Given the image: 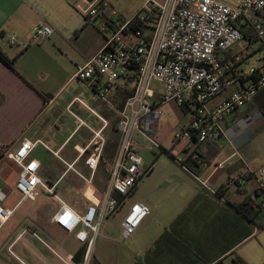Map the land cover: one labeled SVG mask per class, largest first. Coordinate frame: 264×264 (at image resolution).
Here are the masks:
<instances>
[{
  "label": "crops",
  "instance_id": "crops-1",
  "mask_svg": "<svg viewBox=\"0 0 264 264\" xmlns=\"http://www.w3.org/2000/svg\"><path fill=\"white\" fill-rule=\"evenodd\" d=\"M86 8L82 0H0V51L8 59L15 58L13 65L0 62V147L14 151L24 139L35 142L31 157L40 163L39 177L46 184L54 185L56 191L60 184L68 183L61 189L63 198H68V188L79 182L77 176L89 174L84 161L90 151L84 149L93 139V132L101 130V137L105 138L98 172L103 169L108 178L121 143L120 135L114 163L109 164L103 150L114 137L112 134L111 138L106 137L105 131L116 125L117 117L114 123V118H109L108 112L98 103L93 109L95 113L101 119V114L107 113L105 117L111 120L108 126L104 118L107 126L103 128V121L82 106L93 117L94 127L89 126L80 115L72 116L67 112L69 103L78 97L65 103L63 109L77 124L67 130L62 139L54 136L53 130L60 129L62 116V111L56 107L60 91L68 82L76 80L73 75L77 68L90 60L104 43L95 24L86 19ZM41 23L49 25L53 33L46 40L34 43L30 36ZM11 39L14 44L10 43ZM240 49H232L229 54L238 56L244 68L242 64L248 53ZM71 50L78 52L81 59L64 82L56 62ZM79 83L89 94L88 103H85L92 107L96 101L92 92ZM222 98H216L211 105ZM248 107L250 109L246 110ZM263 109L264 92H261L245 108L222 122L223 138L196 146L192 144L208 166L198 165L192 160V153L182 154V164L215 194L161 153L143 150L151 153L149 161L143 160L144 169L148 171L127 196L119 198L121 206L128 202L127 212L134 202L149 207L148 216L141 222H144L143 228L130 242L135 232L125 241L120 235L122 245L116 248L97 241L99 246L91 251L90 264H236L235 258L244 264H264V208L255 222L236 210V205L244 202L260 204V195L264 194V173L254 172L249 156L239 153L241 147L237 142L251 132L253 125L264 121L261 118ZM158 127L159 124L157 130ZM78 134L77 141L69 146ZM48 156L61 167L46 163ZM64 164L80 166L79 170L74 169L77 176L65 172ZM18 174L19 167L15 163L0 158V207L11 211L7 220L0 216V264H58L60 261L47 247L59 253L61 240L76 239L51 221L59 207L51 195L41 191L40 200L22 198L15 189ZM259 189L262 193H258ZM134 198L138 200L133 201ZM80 246L82 244L78 243L76 251ZM74 253L66 254L73 256Z\"/></svg>",
  "mask_w": 264,
  "mask_h": 264
},
{
  "label": "built area",
  "instance_id": "built-area-1",
  "mask_svg": "<svg viewBox=\"0 0 264 264\" xmlns=\"http://www.w3.org/2000/svg\"><path fill=\"white\" fill-rule=\"evenodd\" d=\"M82 1L87 6L86 19L95 24L104 43L90 60L77 68L73 78L85 84L95 100L115 111L116 129L121 135L117 159L101 201L98 205L88 204L83 212H78L55 194V186L42 181L40 163L31 157L35 142L24 139L14 151L0 147V158L19 167L15 189L22 198L35 200L41 191L51 195L59 204L51 221L86 246L80 263H75L72 255H62L47 247L63 264H90L102 220L120 208L119 198L127 196L148 171L144 169L141 152L163 151L156 128L163 115V105L173 103L189 117L188 126L173 135V142L187 139L196 146L223 138L222 122L250 104L259 92H264V63L256 74L257 68L246 70L236 66L241 60L238 56L225 57L226 52L243 42L242 24L253 29L258 44L264 48V0H145L142 10L131 17L122 16L103 0ZM52 33L49 25L41 23L30 40L40 43ZM10 43L14 44V39ZM117 92L131 93L120 108L116 107ZM220 96L223 98L211 105ZM76 103L101 119L79 98L67 106L70 115L75 116L71 108ZM101 120L105 128L107 123ZM93 133L84 151L93 147L86 165L94 171L104 139L101 130ZM54 155L58 157L57 153ZM191 158L202 167L208 166L197 152ZM176 162L215 194L183 166L182 160ZM263 173L261 170L260 174ZM260 196L264 208V194ZM149 212L146 204L134 202L123 220L121 240H127ZM10 215L11 211L0 207L3 220Z\"/></svg>",
  "mask_w": 264,
  "mask_h": 264
},
{
  "label": "rangeland",
  "instance_id": "rangeland-1",
  "mask_svg": "<svg viewBox=\"0 0 264 264\" xmlns=\"http://www.w3.org/2000/svg\"><path fill=\"white\" fill-rule=\"evenodd\" d=\"M107 2L113 9L118 11L122 16L124 17H131L136 15L142 10V6L145 2V0H103ZM259 44H253L251 47H248V45L245 42H241L239 45L234 46L233 50H237L242 48V51H246L248 53L247 60L244 61L242 64L244 69L249 70L250 68H259L264 63V51L258 49ZM241 50V49H240ZM250 56V57H249ZM79 53L74 52L71 50L69 53H67L65 56L62 57V59H59L56 63L57 66H59L61 69H57L54 65L55 69L60 74V78L62 81L69 75L70 71L72 69H75V65L79 64ZM81 63V62H80ZM66 82V80L64 81ZM63 82V83H64ZM87 89L83 87L78 80H75L73 82H68L64 88L60 91V98L59 101L56 103V107L60 108L62 111V116L59 119L60 120V129L59 130H53L54 136L56 138L62 139L66 134L67 130H70L71 127L77 124V121L73 119L70 115L64 111L65 103L69 102L72 98L78 97L84 102L88 103V97L89 94H87ZM261 93V92H259ZM104 108L105 112H111V109L109 107H105L104 105H100L99 107ZM72 112L76 114L78 117L84 119V121L87 122V124L91 127L93 126V117L88 115L87 111L78 103H76L72 108ZM250 107H248L246 110H249ZM161 111L163 113L162 117L159 120V127H158V133H157V139L162 145L163 151L157 150L155 151L156 154H162L163 156L167 157L168 159L175 162L178 166H180L176 161L183 160L182 154L184 152L188 153H194L196 152V147L192 145L187 139H181L179 142H173V135L176 132H180L183 126H187L189 122V117L187 114H184L179 107H177L173 103H168L162 106ZM60 115V114H59ZM89 118H86V117ZM103 119L105 118L106 121H108L109 125L111 124V120L109 121V118H114V123L116 122V119L114 116H110L108 119L105 117V115L101 114ZM262 120H264L263 116L261 115ZM83 121V122H84ZM260 121L253 125V129H251L250 133H246L244 136H242L237 142L238 145L241 147V152H239L242 156H249V162L252 169H254V172L257 175H263L260 174V171L263 170L264 167V121ZM85 123V122H84ZM112 127L110 126L106 131L105 135L106 137L111 138V134H114L112 132ZM85 130V129H84ZM116 138L120 137V134L115 133ZM94 136V135H92ZM79 137V134L73 139L71 146L73 143L77 141ZM92 138V137H91ZM71 139V138H70ZM69 139V140H70ZM105 139V138H104ZM107 139V138H106ZM93 148V147H92ZM89 149V151H93ZM102 154V153H101ZM141 155L143 157L144 162L150 160L151 153L142 151ZM99 160L97 167L93 171L90 167L86 165V160L84 161V166L88 170L87 173L88 176L83 175L82 179L81 177H78L74 173V169L79 170L80 166L75 167L74 164H64L62 167L64 168L65 172H71L70 174H75L79 180L73 188H68V198H63L61 195V189L63 186H67L68 183L60 184L57 188V193L62 199L68 203L71 207L76 209L78 212H83L85 207L88 204L98 205V203L101 201L104 192H105V183L104 179L107 176V173L102 169L100 173L98 170L100 169V163ZM52 165H59L57 161L53 157H47V162ZM68 165L72 166L71 169L68 168ZM60 166V165H59ZM48 167V166H47ZM61 167V166H60ZM108 171V169H107ZM84 172V171H83ZM93 173V174H92ZM102 175V178L99 176ZM69 179L66 178V180ZM65 180V181H66ZM170 183V182H168ZM19 196V195H18ZM40 197V196H39ZM37 198L36 201L40 200L41 198ZM138 200L137 198H134L133 201ZM128 202H126L125 206H120V208L112 215H106L105 218L102 220L100 227H99V233L98 238L95 240L93 245L94 252L95 248L99 246L96 245L97 241L99 243L105 244L107 246H112V248H116L117 246H121L122 244L120 242V235L122 232V223L127 215V207ZM144 225V222L141 224V226L135 230V233L129 239L128 242L134 239L140 231L142 230V226ZM127 242V243H128ZM78 247V243L71 239V237H67L64 240H61L59 242L58 249L60 250V254H66V253H74ZM58 264H63L62 262H58Z\"/></svg>",
  "mask_w": 264,
  "mask_h": 264
},
{
  "label": "trees",
  "instance_id": "trees-1",
  "mask_svg": "<svg viewBox=\"0 0 264 264\" xmlns=\"http://www.w3.org/2000/svg\"><path fill=\"white\" fill-rule=\"evenodd\" d=\"M240 29H241V32L243 34V42H245L248 47H251L253 44H258V39H257V36H256V33L253 31V29H251L250 27L246 26L245 24H242L240 25ZM258 49L259 50H263L264 51V48L261 44H259L258 46ZM229 52H226L225 53V57H229ZM250 57V56H249ZM247 59V57H246ZM14 61H15V58L13 59H8L1 51H0V62H4L8 65H13L14 64ZM244 63V62H243ZM240 66L241 65V62L237 63L236 66ZM260 73V69L257 68L256 69V74H259ZM255 74V75H256ZM131 95L130 92H117V95H116V104H117V108H120L124 102V100L129 97ZM109 116H116V113L115 111L111 110V112L108 113ZM107 113H105V116H108ZM112 129H113V133L112 136L114 137L113 139H110V142L108 143V145H105L104 147V154L107 155V162L109 164H113L114 163V155H116L117 153V145H118V142H119V138H116V135L115 133H118L117 129H116V125L114 124L112 126ZM119 134V133H118ZM103 157V154H101L100 156V160L102 159ZM185 166V165H183ZM186 167V166H185ZM187 168V167H186ZM188 169V168H187ZM189 170V169H188ZM190 171V170H189ZM108 174L107 176L105 177L104 179V183H105V189H106V186H107V183H108ZM49 186H53L52 184H49ZM56 188V187H55ZM54 188V193L56 194L57 191L55 190ZM114 196L117 197L116 194H114ZM262 207L260 204H256L254 202H244V203H241V204H237L236 205V210L242 214L244 217H246L247 219L251 220L252 222H255V220L258 218V216L261 214L262 212ZM85 246L82 245L79 247V249L73 254L72 258H73V261L75 263H80L82 258H83V255L85 253ZM235 263L236 264H244L241 260L235 258ZM215 264H222L221 262H216Z\"/></svg>",
  "mask_w": 264,
  "mask_h": 264
},
{
  "label": "water",
  "instance_id": "water-1",
  "mask_svg": "<svg viewBox=\"0 0 264 264\" xmlns=\"http://www.w3.org/2000/svg\"><path fill=\"white\" fill-rule=\"evenodd\" d=\"M98 103H99L98 100H96L95 103L92 105L91 108L94 109Z\"/></svg>",
  "mask_w": 264,
  "mask_h": 264
}]
</instances>
